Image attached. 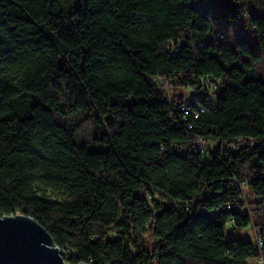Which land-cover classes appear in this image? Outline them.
Masks as SVG:
<instances>
[{
  "label": "trees",
  "instance_id": "obj_1",
  "mask_svg": "<svg viewBox=\"0 0 264 264\" xmlns=\"http://www.w3.org/2000/svg\"><path fill=\"white\" fill-rule=\"evenodd\" d=\"M15 215L68 264L264 261V0H0V216ZM248 227L261 250L234 237Z\"/></svg>",
  "mask_w": 264,
  "mask_h": 264
},
{
  "label": "water",
  "instance_id": "obj_2",
  "mask_svg": "<svg viewBox=\"0 0 264 264\" xmlns=\"http://www.w3.org/2000/svg\"><path fill=\"white\" fill-rule=\"evenodd\" d=\"M0 264H68L49 233L23 215L0 216Z\"/></svg>",
  "mask_w": 264,
  "mask_h": 264
},
{
  "label": "rangeland",
  "instance_id": "obj_3",
  "mask_svg": "<svg viewBox=\"0 0 264 264\" xmlns=\"http://www.w3.org/2000/svg\"><path fill=\"white\" fill-rule=\"evenodd\" d=\"M228 21H229V23H227L224 26L226 36L231 37V38H237L238 35H241L244 38L248 39V36L245 33L239 31V28L242 26V24L234 22V21H230V20H228ZM229 41H231L230 38H229ZM253 44H254V42H253ZM196 91L195 90L194 91L193 90H187L185 92L186 98H189V99L190 98H200L202 96V94H204L203 92H197L196 93ZM206 146L208 148H210L211 150H213L216 147V145H213L211 142L206 143ZM205 160L208 161L207 158H205ZM38 190L39 191H45L47 196L51 197L52 199L58 200V201H67V200L71 199V195L63 189L54 190V189H49V188L40 186V187H38ZM231 235H233V233H231L230 229H227V236L231 237ZM234 237L240 241H243V242H251V243L254 242V236H253V231H252L251 227L246 228L239 235L235 234ZM60 255H61V253H60Z\"/></svg>",
  "mask_w": 264,
  "mask_h": 264
},
{
  "label": "built area",
  "instance_id": "obj_4",
  "mask_svg": "<svg viewBox=\"0 0 264 264\" xmlns=\"http://www.w3.org/2000/svg\"><path fill=\"white\" fill-rule=\"evenodd\" d=\"M165 89H167V91L170 93V91L168 90V87H165ZM175 105L178 111L181 114H183L184 118H188L190 116L196 118L198 116L197 109L194 110L195 107L198 108L197 102L195 103L192 100H188L182 103H177V104L175 103ZM206 143L207 142H205L203 139H198V141L196 142V147L200 153L205 154L207 156L212 155L213 152L215 151V148L211 150L210 148L206 146ZM241 188L243 192V197L247 200L250 197V195L248 194V191L245 186H242ZM16 216L18 215L10 216V217H16ZM253 236H254V241H255L256 246L258 247L259 250H261L263 248V242L261 240L260 233L257 229L253 230ZM258 264H264L263 257H261V259L258 261Z\"/></svg>",
  "mask_w": 264,
  "mask_h": 264
}]
</instances>
